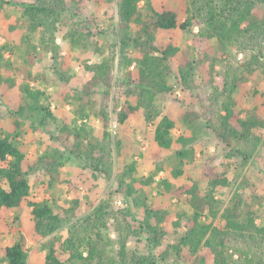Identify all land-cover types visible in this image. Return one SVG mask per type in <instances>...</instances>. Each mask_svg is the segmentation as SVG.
Here are the masks:
<instances>
[{
	"label": "rangeland",
	"instance_id": "rangeland-1",
	"mask_svg": "<svg viewBox=\"0 0 264 264\" xmlns=\"http://www.w3.org/2000/svg\"><path fill=\"white\" fill-rule=\"evenodd\" d=\"M6 1L9 4L0 10V137L13 139L31 161L44 160L37 161L36 171L29 176L32 186L29 198L21 207L2 215L0 263L7 264L4 249L24 236L28 264H44L49 250L47 245L59 251L64 264H76L62 252V246L69 229L79 218L62 209L73 206L77 198L82 202L81 217L93 213L101 203L108 205L109 214H115L116 218L109 216L104 234L106 255L116 259L118 220L139 228L144 211L136 205V200L146 198L150 205L167 213L162 224L167 234L162 245L155 249L145 233L130 236V255L154 254L159 258L166 254L160 264H214L212 255L206 250L197 255L184 251L179 256L172 248L185 232L187 220L193 216L189 205L174 193L191 182L199 183L206 191L208 182L204 172L210 167L226 171L230 181L228 187L220 188L216 194L219 215L214 223L224 224L221 215L230 200L239 194L252 206L257 225L264 227V130L258 147L236 142L227 147L216 126L225 75L251 57L248 43L224 47L216 39L197 42L189 31H158L156 45L172 44L181 49L180 56L171 61L168 83L174 88V94H156L153 111L149 113L142 108L121 126L116 121V110L137 91L132 84L135 77L130 75L136 72L139 53L132 47L127 57L121 54L119 0H65L67 6L56 9V38L62 56L58 64L44 49L40 30L31 31L29 22L23 18L25 0ZM148 2L159 11L176 10L180 22H184L193 0H143L140 13L144 22L150 20ZM251 20L264 22V4L256 6ZM141 27L134 24L133 37H137ZM198 31L195 27L194 32ZM262 45L264 47V42ZM107 58L113 60L112 87L97 88V98L110 112L107 131L112 134V140L122 141L120 147L113 146L111 157H107L112 163L108 175L97 171L91 161L74 151L77 133L87 140L86 144L90 141L103 145L105 129L97 110L87 107L83 114L79 113L71 92L82 89L91 79L92 75L83 64H98ZM186 61L191 63L187 66L193 70L188 82L184 83L179 69ZM261 62L264 63V57ZM25 88L39 93V103L49 108L56 120L41 125L32 118L29 106L34 101ZM217 97L219 102L215 101ZM234 111L241 118L252 114L264 121V72L257 70L254 76L246 77V82L235 94ZM156 114L157 118L147 120L148 116ZM164 116L176 124L171 149H163L154 141V124ZM181 137L185 142L178 141ZM184 150L188 153L183 160V174L176 176L180 161L177 153ZM100 152V149L96 151V157ZM165 182L171 188L165 187ZM128 184L134 185L136 194L127 193ZM32 203H46L60 213L61 228L52 236L40 238L36 234ZM176 221L181 222V227L175 226ZM229 244L235 264H250L252 260L254 264H264L262 234L245 238L235 234L230 236Z\"/></svg>",
	"mask_w": 264,
	"mask_h": 264
},
{
	"label": "trees",
	"instance_id": "trees-1",
	"mask_svg": "<svg viewBox=\"0 0 264 264\" xmlns=\"http://www.w3.org/2000/svg\"><path fill=\"white\" fill-rule=\"evenodd\" d=\"M143 0H119L118 36L121 47V54L127 57L132 47L139 53L136 62L135 77L132 84L136 93L127 99L122 107L116 110L117 123L125 125L130 118L137 114L142 108L152 110L156 94L173 95L174 88L168 83L171 75V61L181 54V49L169 44L166 47L156 45V33L158 31H189L197 42L216 39L224 46L237 44L247 45L252 55L238 68L231 70L225 75L223 89L220 98V114H218L217 130L221 140L232 147L233 143H252L258 147L262 142V130L264 121L256 115H249L241 118L234 111V97L241 85L246 82V77H252L257 70L264 72V22L252 21L254 10L258 4H264V0H193L191 7L187 10V19L180 22L176 10L172 8L157 10L148 2L150 11L149 22L141 19L140 3ZM9 4L6 0H0V10ZM23 18L27 19L31 31L40 30L41 40L44 49L52 54V60L58 64L62 59L61 48L56 38V22L58 17L56 9L67 6L65 0H25L22 3ZM57 20V19H56ZM134 24L142 27L133 37ZM198 27L199 31L194 32ZM251 43V45L249 44ZM190 62L180 67L179 74L188 82L191 76ZM84 69L90 73L91 79L84 84L82 89L71 90L72 96L77 101L79 113L83 114L87 107L97 110L98 117L103 123L105 134L103 145H94L90 141L85 143L81 133H77V146L75 153L80 157L91 161V165L102 174H110L112 163L107 158L112 154L113 146H121V140H112V134L107 131L111 115L107 106L97 98V88L112 87L113 60L107 58L98 64H83ZM67 81V80H65ZM28 96L34 101L29 109L32 118L41 125L49 120H56V116L47 107L42 106L38 101L37 92L25 88ZM219 102L218 97L215 99ZM153 111V110H152ZM216 113V112H215ZM20 116L22 111H20ZM158 115L148 116L151 121ZM188 117V116H187ZM157 120V119H155ZM153 131L154 141L163 149H171L174 144L172 131L176 124L169 117L164 116L155 123ZM67 130V129H66ZM181 137L178 141L185 142ZM101 150L98 157L96 151ZM187 151L178 152L179 167L175 175L183 174V160L187 157ZM43 158L37 160L43 162ZM37 161H31L22 151L18 144L10 137H0V221L4 212L12 211L23 205L29 198L32 186L29 176L36 171ZM90 163V162H89ZM134 167L131 168V173ZM207 178V190L204 191L199 183L191 182L178 188L174 195L179 200H184L192 209L193 216L187 220L186 228L177 244L172 248L177 255L181 256L184 251L197 255L206 250L213 257L214 264H235L233 262L230 236L240 235L245 238L253 234L264 236V227L257 225V218L253 208L243 196L237 194L230 200L221 217L222 225H216L214 219L219 215L216 194L220 188L230 185L228 173L215 168H208L204 172ZM164 186L171 188L169 183ZM127 193L136 194L137 190L132 184H128ZM73 206L63 208L66 214L79 218L77 223L68 231V238L64 241L62 252L69 255V259L76 264H160V260L166 258L162 254L159 258L154 254L148 256L133 254L128 251V240L130 236H139L145 233L152 248L162 245L167 234L162 228L167 213L160 208L152 206L148 200L137 199L136 205L140 206L144 215L140 221V227L136 228L126 221H119L117 228L119 250L117 258H110L106 255L104 229L107 228L109 216L108 205L101 203L93 213L86 217L83 215L82 202L79 198L73 201ZM32 216L35 232L40 238H48L56 233L62 224L60 213L46 203H32ZM108 216V218H107ZM81 217V218H80ZM116 218V217H115ZM213 219V220H212ZM176 227H181V222H175ZM48 253L44 264H64L60 259V253L53 246L47 245ZM233 252L241 253L240 250ZM204 259H202L203 261ZM4 261L7 264H28V252L26 250V238L20 239L4 249ZM260 261L262 259L260 258ZM254 264L255 260L251 261ZM2 264V263H0ZM238 264V263H236Z\"/></svg>",
	"mask_w": 264,
	"mask_h": 264
}]
</instances>
